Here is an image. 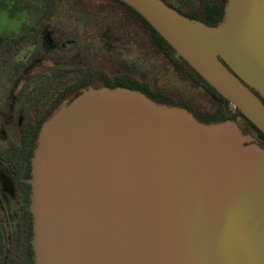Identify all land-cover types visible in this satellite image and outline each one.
<instances>
[{"label": "water", "instance_id": "95a60500", "mask_svg": "<svg viewBox=\"0 0 264 264\" xmlns=\"http://www.w3.org/2000/svg\"><path fill=\"white\" fill-rule=\"evenodd\" d=\"M123 1L264 133V0L213 25ZM28 181L34 264H264V146L234 119L88 85L41 123Z\"/></svg>", "mask_w": 264, "mask_h": 264}, {"label": "flooded vegetation", "instance_id": "af4514ba", "mask_svg": "<svg viewBox=\"0 0 264 264\" xmlns=\"http://www.w3.org/2000/svg\"><path fill=\"white\" fill-rule=\"evenodd\" d=\"M6 4L5 7L10 15H16L21 12L22 20L17 30L0 31V35L17 34L24 30L25 25L29 22L27 5H25L23 0H7ZM48 8H51V14L47 20H43L40 24L36 41L26 45L24 43L23 47L15 54V60L19 62V67L12 68L11 71L15 70L13 76L4 79L1 87L0 112L8 93H12L10 116L12 124L18 128V133L8 136L5 140L0 138V146H9L11 148L12 144H18L23 133L24 123L27 121L37 122L39 114L44 112L47 104H49V100L47 101L45 95H41L39 92L37 94V88L33 84H29L31 78L39 73L52 70L66 71V76L54 81V84H56L54 89H60L61 81L66 82L71 77L76 76L77 70H94L99 74L108 75L111 79L124 74L131 75L139 80L147 81L152 89H155L157 84L161 85L163 83V81L159 83L161 75L164 80L170 82V70L173 68V63L166 54H163L158 47L152 44L141 23L122 4L111 2V0H58L55 5H49ZM77 16L83 20L78 26H75L69 20ZM94 25L97 26V35H94ZM45 32L48 33L53 43L74 46L80 53V61L74 64L54 63L49 66L34 67L30 63V56L38 54V48ZM28 51L29 54H27ZM158 62L164 64V73L157 70ZM19 79L21 81L17 89H14L13 85ZM103 85L109 86L107 84ZM201 85L207 88L203 83ZM31 86L32 89L30 88ZM29 89L35 92L37 96L35 94L29 98L25 92V90ZM259 97L264 101V98ZM34 107L39 110L38 116L35 115ZM238 117L237 122L242 130L248 128L255 138L257 137L259 141L264 143V139L250 128L247 120L241 117L240 119L244 124H240ZM0 164L4 167L14 191L10 213L13 217L12 225L15 237L11 245H2L0 248L1 259L6 263L8 256L17 248V243L19 242L21 234V230L19 232V218L24 214V193H26L29 177L22 176L18 169L12 168L8 161L2 157H0ZM28 195L30 198V189L28 190ZM26 209L29 210V203L25 204V211Z\"/></svg>", "mask_w": 264, "mask_h": 264}, {"label": "trees", "instance_id": "16d2710c", "mask_svg": "<svg viewBox=\"0 0 264 264\" xmlns=\"http://www.w3.org/2000/svg\"><path fill=\"white\" fill-rule=\"evenodd\" d=\"M23 1L25 5H27V12L29 15V22L25 25V29L17 34L0 35V90L3 86L4 79L13 76L15 70L11 71L12 68L19 67V62L15 60V54L23 47L24 43L26 45L36 41L40 24L43 20H47L48 16L51 14V8H48V6L55 5L58 2V0ZM163 1L181 14L200 19L208 25L216 24L221 20L225 3V0ZM111 2H117L125 6V8L141 23L150 37L152 44L158 47L163 54L168 56L173 63V68L170 70L171 77L169 79H172L170 83L174 84L177 88L172 89L165 84H157L155 89H152L147 81L139 80L131 75L124 74L111 79L108 75L99 74L94 70H77L76 76L71 77L66 82L61 81L60 89H54V87H56L54 81L62 76H66V71L52 70L39 73L31 78L29 84H33V86L37 88V94L39 92V94L45 95L47 101L49 100V104H47L45 111L39 114L37 122L27 121L24 123L23 133L18 144H12L11 148L9 146H0V157L8 161L12 168L15 170L18 169L24 177L31 176L30 156L33 154L41 123L64 100L88 85L98 86L107 84L110 87L115 85H126L129 88L144 92L156 102L185 107L191 111L197 119L204 122L220 121L228 118L237 121V117L241 116L247 120L250 128L256 131L259 137L264 139V133L248 120L237 107L218 93L185 59L175 56V49L137 10L122 0H111ZM82 20L83 19L77 16L69 21L73 22L75 26H78ZM96 28L97 26L94 25V35H97ZM202 83L207 88H204V86L201 85ZM27 85L26 87H28ZM30 88L32 89V86ZM31 89L25 90L29 98L36 94ZM254 92L257 93L256 91ZM37 94L35 96H37ZM198 95L204 97L206 103L200 101ZM33 110L36 112L35 115L38 116V108L34 107ZM242 131L252 133L248 128ZM258 142L264 146L262 141L258 140ZM29 189L30 184L27 183L26 193H24V214L19 218V232L21 230V234L19 242L17 243V248L8 256L6 263L3 262L1 259L2 256H0V264H34L33 249L30 242V237H32V213L27 209L25 211V204L27 205L30 201L28 195Z\"/></svg>", "mask_w": 264, "mask_h": 264}, {"label": "rangeland", "instance_id": "374dc122", "mask_svg": "<svg viewBox=\"0 0 264 264\" xmlns=\"http://www.w3.org/2000/svg\"><path fill=\"white\" fill-rule=\"evenodd\" d=\"M7 0H0V31H13L17 30L21 24L22 16L21 12L16 15H10L9 11L6 9L5 5ZM16 2V1H15ZM18 3V2H16ZM38 54L30 56V63L34 67L49 66L54 63H78L80 61V53L72 45L53 43L47 32L43 34ZM30 51V49H29ZM29 51L27 54H29ZM157 70L164 73L165 67L163 63H157ZM157 75V73H156ZM154 80V79H152ZM160 82L167 85L168 87L175 89L174 84L164 80L162 75L160 77ZM172 81V79H169ZM21 79L13 85L14 89ZM166 81V82H165ZM200 101L206 103V99L201 95H198ZM12 102V93H8L7 99L3 104L2 110L0 112V138L5 140L10 135H16L18 133L17 126L13 125L11 122L10 109ZM238 117L240 124L244 122ZM13 187L8 179L4 167L0 164V248L2 245H11L14 237L15 231L13 230V217L10 213V205L13 200Z\"/></svg>", "mask_w": 264, "mask_h": 264}]
</instances>
